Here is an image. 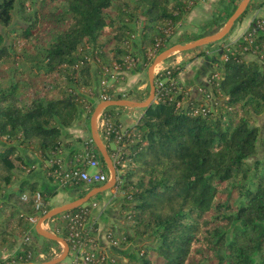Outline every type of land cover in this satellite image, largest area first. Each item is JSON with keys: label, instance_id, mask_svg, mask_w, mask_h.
Returning <instances> with one entry per match:
<instances>
[{"label": "trees", "instance_id": "1", "mask_svg": "<svg viewBox=\"0 0 264 264\" xmlns=\"http://www.w3.org/2000/svg\"><path fill=\"white\" fill-rule=\"evenodd\" d=\"M17 2L22 13L23 0H0V62L10 57L8 36L2 28L11 27ZM30 2L33 6L36 0ZM194 2L62 0L59 7L51 9L44 0L37 1L40 10L51 17L47 26L52 38L42 58L27 55L24 61L22 56L17 59L31 64L28 74L35 67L43 77L19 76L13 67L19 79L13 78L7 86L0 84V137L9 144L0 151V165L6 170L0 178V250L15 245L24 234L30 236L11 257L0 260L3 264L35 262L54 245L58 253L61 251L56 240L41 237L29 223L30 216L48 212L50 194L20 177L31 165L22 149L32 151L40 160L51 158L59 150L63 153L67 144L62 142V130L82 110L90 118L94 109L90 98L95 96L98 82L100 93L102 85L101 79L93 77L88 58L96 65L97 75L111 61H118L119 69H126L123 59L129 54L149 66L148 49H155V53L165 50L174 28ZM33 18L18 33L27 42L36 25V15ZM214 21L205 23L195 39L218 32L223 26L219 23L206 28ZM256 39L259 45L264 43L263 35ZM241 50L242 46L224 49L228 58L217 67L218 79L210 78L211 90L218 99L212 105L184 103V87L176 91L167 82L169 91L159 90L160 77L154 75L153 101L127 129L120 148L110 149L109 141L103 140L111 159L118 152L113 166L119 177L115 186L123 193L119 208L131 222L128 229L132 231L123 232L119 227L122 235L118 246L126 247L133 241L137 246L129 248L124 259L104 257L102 264H264V154L257 157L264 129L253 123L264 114V67L243 60ZM180 68L166 69L177 80ZM29 90L31 97L22 102L20 93ZM147 96L149 86L137 99ZM109 98L123 96L111 89ZM107 107L117 122L110 110L117 106ZM85 141H77L76 145L81 147L83 143L82 147L65 152L68 156L64 157L73 162L82 156ZM95 149L108 174L106 163ZM72 187L84 188L78 197L91 188L82 182ZM78 207L48 219L51 230L65 240L68 254L72 244L68 228L60 219Z\"/></svg>", "mask_w": 264, "mask_h": 264}, {"label": "crops", "instance_id": "2", "mask_svg": "<svg viewBox=\"0 0 264 264\" xmlns=\"http://www.w3.org/2000/svg\"><path fill=\"white\" fill-rule=\"evenodd\" d=\"M240 2L241 0L195 1L190 7L189 11L184 15L181 22L174 28V33L170 37L169 41L172 45L190 44L196 41L198 38L195 39V37L186 39L184 41H175L173 39L176 35V31L179 29L188 31V36L192 35L197 37V35L202 32V26L205 23L210 22L213 18L215 19L214 23H212V25H210V23L208 26H206V28L218 25L219 23L223 25L220 30L223 29L224 25L227 23L226 17H230ZM256 18L264 19V0H249L243 10L235 18L225 37L221 39L222 41L217 42V44L214 43L213 45H205L207 47L202 52H200L202 54L197 53V51H195L197 47H194L191 49H185L184 53H181L179 56H177L175 64L179 65L178 62L181 60L182 65L176 77L177 83L186 89V98L184 100L187 102L203 101V99H205L204 95H207L206 100L208 101V104L218 101L217 97H215L213 91L211 90L210 76L213 72L217 73L218 65L225 61L224 49L227 50V48L229 49L243 46L241 39L247 29H249L251 23ZM240 55L243 60L256 61L260 66L264 67V62L260 60L254 53L242 49ZM161 63L171 64L172 61H162ZM155 68L156 67H154L153 70H155ZM93 77L98 79L97 75ZM146 77L147 80L145 84L144 79ZM147 86H149L148 70L142 65H139L134 70L127 73L123 85L117 87L115 93H121V95L124 96L122 99H133L132 97H136L134 99H137L145 93ZM130 93L133 96L130 97ZM99 97L100 85L98 82V86H95V96L90 98L92 103H94V109L100 103ZM142 109L143 108L132 106H117L116 108H113L112 113L116 117L117 122L120 123L121 127L127 130L136 123L142 114ZM263 115L264 114L261 116ZM96 132L105 147L107 144H104L103 138L101 137L97 127ZM61 138L62 142L67 144L64 147L65 151L62 153V155L65 157L68 156L66 153H68L69 150L76 147L81 148L85 140L92 138L90 130V118H87L85 110L80 112L78 118L70 126L65 127L62 130ZM77 141H83L81 147L76 145ZM108 147L110 149H116L117 144L109 142ZM24 156L25 159L31 164V168L30 170L22 172L21 178L34 182L38 190L43 191L46 194H50L48 196V205L50 206L48 211L58 209L63 205L80 198L78 195L80 191L84 189L83 187L61 185L47 176L46 168L48 166V161L46 159L40 160L35 155L30 153H25ZM109 157L111 158V156ZM65 159L69 160L68 158ZM106 167L109 169L108 164H106ZM113 187H115V185ZM113 187L112 189L110 188L111 192H114ZM93 197H95V195ZM111 203L112 201L110 198L107 200L103 198V200L92 202V205L87 203V205L90 206V217L95 221V249L104 257L122 258V255L128 251L130 246L120 247L118 244H113L110 238L107 237V232L111 231L113 237L117 240L119 233L118 228L120 227L119 225H121L118 221L117 214L115 215V211H117L118 208L115 206L111 207ZM48 219H45V222L42 223L39 228L43 231H47L48 229V231L50 230L49 232H51V222L48 221ZM41 237L38 239L39 242H43ZM57 242L59 243L61 250L65 248H63L61 242ZM17 248L18 243L8 247L0 253V258H6V256L14 254ZM56 264H74L72 253L67 254L64 259Z\"/></svg>", "mask_w": 264, "mask_h": 264}, {"label": "built area", "instance_id": "3", "mask_svg": "<svg viewBox=\"0 0 264 264\" xmlns=\"http://www.w3.org/2000/svg\"><path fill=\"white\" fill-rule=\"evenodd\" d=\"M259 35L264 36V19L256 18L241 39L243 42L242 49L254 53L264 62V43L259 45L256 39ZM227 50L229 49L227 48ZM227 58L228 56L225 53L224 59L226 60ZM125 60L135 62L139 59L135 55L129 54L126 56ZM163 70H166L164 75L162 73ZM157 74L160 77L157 81V88L159 90H165L166 92L169 91V88L166 89L165 87V83L167 82L169 87L174 88L176 91L181 90V87L177 84L175 77L169 76L170 70L163 68L161 71H158ZM111 78L114 80V76H111L107 80L101 81L102 89L99 97L100 102L110 100L109 91L111 90L110 88L113 87V84L109 85L108 82ZM210 78L218 79V73L213 72ZM118 80L119 79H116L115 82ZM204 96L207 98V95ZM96 127L103 140L117 144V150L120 148L119 143L122 137L127 133V130L123 129L120 123L113 119V116L108 111L107 106L100 108L96 117ZM95 147L93 139L88 138L85 141L84 154L82 156L78 155L75 157L73 162L65 159L62 155V151L59 150L57 154H54L51 158L47 159V176L55 182L67 186H72L78 182H82L89 187L105 183L110 177V172L108 169L107 174V171L103 168L102 163L97 156ZM112 156L113 158L111 160L113 162V160L115 161L117 159L118 152H115ZM116 182H119L118 177L116 178ZM35 199L36 207H39L40 194L38 192L35 194ZM42 217L43 216H39V214L32 215L29 217V223L32 226H35L36 224L41 225L45 222V219ZM60 220L68 228V240L71 241L72 244L71 253L74 264H102L104 256L95 249V221L90 217L87 205H80L75 212L62 215ZM52 233L56 234L55 232ZM107 237L110 238L113 244H117V240L113 237L111 231L107 232ZM29 239L30 236L26 234L23 240L29 241Z\"/></svg>", "mask_w": 264, "mask_h": 264}, {"label": "rangeland", "instance_id": "4", "mask_svg": "<svg viewBox=\"0 0 264 264\" xmlns=\"http://www.w3.org/2000/svg\"><path fill=\"white\" fill-rule=\"evenodd\" d=\"M37 1L38 0H36L35 4L33 6H29L31 4L30 0H23V4L25 5L24 6L25 9L23 10L22 13L19 11L20 6L18 4L19 2H17V7H16V9L13 12V22H12L11 27L2 28V31L5 32L7 34V36H8L7 37V42L10 45V57H9L8 61L0 62V84L1 85L4 84L5 86H7L11 82H13V78L14 79H19V76H23V77H25L26 75L29 76V77H35L36 76L35 78H37V80L40 79L41 77H43L41 72L40 73L36 72L37 68H35V67L32 68V73L28 74L26 71L29 70V67H30L31 64L22 62V60L23 61L25 60L24 58L27 55H37L38 59L42 58L44 56V53H43L44 47H46L48 41L51 40L52 35H53L52 30H50L49 27L47 26V21L50 20L51 17H49L48 14L44 13V9L40 10V7H39L40 3L36 4ZM195 1H197V0H195ZM60 2H62V0H53V1L44 0V4L47 5L51 9H53V8L55 9L56 7H59L60 6ZM30 12H31V14L29 15ZM25 15H28V16H26L27 18L21 19V16H25ZM35 15H36V18H37L36 25L34 27H32V29H31V37H29V41L27 42V40L18 37V33H20V30H21L20 27H25V26L30 25L32 23V21L34 19L33 17ZM226 18H227V20L226 19L225 20L228 21L229 16L226 17ZM225 25H224V27H225ZM224 27H223V29H224ZM201 31H202V29H201ZM173 33L171 34V36L173 35ZM188 35H189L188 31H183V29L182 30L179 29V30L176 31V35H175L173 40H175V41H184L186 39L196 37V36H192V35L188 36ZM225 35L221 39H223L225 37ZM221 39L211 41L212 44H210V45H213L214 43L217 44V42L222 41ZM211 42L203 43V44H201L199 46H196L197 48L195 49V51H197V53L202 52L204 49H206L208 44L211 43ZM192 43H194V42H192ZM205 45H207V46H205ZM171 46H172L171 42L168 41L165 50L167 48L171 47ZM165 50H163V51H165ZM184 50L185 49H175L173 52L170 53V55L168 57H166L163 60V61L171 60L172 61L171 64H168V63L164 64V63H161L162 62L161 61V62L157 63L156 65H154V67H156V68H155V70H153L154 67L152 68L151 76L154 77V75H158L157 72L161 71V69H163V68L166 69V68H168L170 66H176V65L178 66V64H175V62L177 60V56H179L181 53H184L185 52ZM162 52H160V53H162ZM160 53H155V49H148L147 56L149 57V59H151L150 60L151 64L149 66L148 65L147 66L143 65L142 64V60L139 59V58H138L139 59L138 61L136 60L135 62H130V61H126L125 60L126 57H125L123 59V63L126 64V69L121 70V69H119L120 64L118 63V61H111L110 66H104V68L102 69L101 75H97L96 65L93 62H91V59L88 58V61H90V63L92 64V74H93V76L97 75L98 79H101V81L102 80L105 81V80H107L106 78H110L111 76H114V80H112V78H111V80L108 82V84L109 85L113 84V87L110 88V89H114V93H115V89H117V87H119L120 85H123V83L125 81V77H126V75H127V73L129 71L134 70L139 65H142L145 69L148 70V68L152 65L154 59H156V57ZM19 56H22L21 57L22 60L21 59H17ZM43 63H44V61L42 62V65H44ZM178 63H179V65H182L181 64V60ZM13 67L17 70V72L19 73V76H18L16 71L13 72ZM116 79H119V80L117 82H115ZM144 80H145V84H146L147 77ZM39 81H42V80H39ZM147 89H148V86L145 89V92L147 91ZM55 90H53L52 92L53 93H57V91H55ZM149 90H150V86H149ZM31 95H32V91L31 90H29L27 93H24V92L20 93V97L22 98L21 99L22 102H27L28 99L31 97ZM129 96L131 97L133 95H131V93H130ZM132 98H133L132 100L145 101L148 98V96L146 98L141 99V100L140 99H134L135 97H132ZM198 102L202 106H205V105L207 106L208 105V101L206 100V98L203 99V101H198ZM184 103L187 104V103H190V102H187L185 100ZM212 104L213 103L211 102L209 105H212ZM107 108H109V107H107ZM110 110L112 111L113 108H111ZM91 115H90V117H91ZM253 123L260 125V127L263 130L264 129V115L261 116L260 118H255V120H253ZM262 139H263V141L259 142L257 157H260V156H262L264 154V132L262 134ZM10 143L12 144V142H10ZM7 145H9L7 140H5L4 138L0 137V151L3 150L4 147H6ZM22 152H27L28 154L29 153L33 154L32 151H30L28 149L27 150L26 149H22ZM249 161L251 162L252 159H249ZM3 168L4 167L2 165H0V178L4 177V175H6V170H5V168L4 169ZM29 168H31V165H29ZM18 173L20 174L21 171L18 170L17 174ZM100 185H102V184H99V185L94 186V187H98ZM93 188L91 187V188H87L86 190H84L83 191V196H81V197H84ZM113 190H114V192H111L110 189H107L105 191L99 192V193H97L95 195V197L92 196L91 200L90 201L88 200L87 203H90V205H92L91 204L92 202L103 200V198L105 200L110 198V200L112 201L111 207L115 206V207L118 208L117 211H115V215L117 214L118 221L121 224L119 226L122 228V231L124 232L125 229H128V227L131 224V222L129 220H126L125 217L120 212L119 198L122 196L123 193L118 189V187H113ZM108 202H109V200H108ZM87 203L86 204L84 203V204L87 205ZM118 230H119V228H118ZM128 230L132 231L131 229H128ZM47 231H48V229H47ZM51 232H54V231L51 230ZM121 233L122 232H120V230H119L117 244L120 241V237L122 235ZM25 235L26 234H24L23 236H20V237H18L16 239V243H18V245L21 244L24 241L23 239H24ZM136 243H137V241L136 242L133 241L130 244H128V246H130L129 248L130 249H135L136 246H137ZM61 245L64 248L63 243H61ZM7 248H4V249L0 250V253L2 251H4L5 249H7ZM63 250L64 249H62L58 253L57 252V246L54 245V247H52L50 249L49 253L44 256V258H39L38 260H39V262H42V261H40L41 259H43V261L52 260V259L58 257L63 252ZM12 255L6 256V258H2V259L0 258V260H5V259L11 257ZM123 257H124V255H122V258H120V259H123ZM1 262L2 261H0V264H3V262L2 263ZM5 262H7V261H5ZM120 264H123V261Z\"/></svg>", "mask_w": 264, "mask_h": 264}, {"label": "water", "instance_id": "5", "mask_svg": "<svg viewBox=\"0 0 264 264\" xmlns=\"http://www.w3.org/2000/svg\"><path fill=\"white\" fill-rule=\"evenodd\" d=\"M248 1L249 0H241V2L238 4L236 9L230 15V17H229L224 29H222L221 31H218L217 33H214V34H211V35L200 37L199 39L194 41V43L172 45L171 47L167 48L165 51L160 53L156 57V59H154L152 65L148 68L150 92H149L148 98L145 101H136V100H132V99L108 100V101L100 102L99 105H97L95 107V109L93 110L92 115L90 117V130H91V134H92V139L94 141V144H95L98 152L102 156L104 162L106 164H108L110 177H109L108 181H106L105 183H103L102 185H100L98 187H94L84 197H80V198H78V199H76L74 201H71V202L63 205L62 207H60L58 209L48 211L47 213H45L43 215V217H42L43 219H48V218H50L52 216H55V215H57L59 213H62L64 211H66V210L78 207V206L86 203L92 196L96 195L97 193L105 191L107 189H110V188H112L115 185L117 174H116L115 168L113 166V162H112L111 158L109 157V155L107 154L106 148L102 144V142L99 139V137L97 135V132H96L95 122H96V117H97V114H98L100 108L103 107V106H108V105L132 106V107H140V108H144V107L148 106L153 101V98H154L153 77L151 76V70L154 67V65H156L157 63L163 61L175 49H191V48L199 46V45H201L203 43H208V42H211V41H214V40L221 39L229 31V29L231 28L235 18L243 10V8L245 7V5H246V3ZM39 226H40L39 224H36V226H35L36 232L39 235L43 236V237L54 239V240H57V241L63 243V245L65 247L63 252L58 257H56V258H54L52 260H49V261L26 262V263H19V264H56L59 261H61L62 259H64L66 257V255L68 254V246H67V244H66L64 239H62L61 237H59L58 235H56V234H54L52 232L43 231L42 229L39 228Z\"/></svg>", "mask_w": 264, "mask_h": 264}]
</instances>
